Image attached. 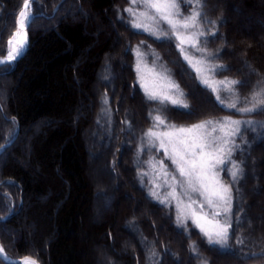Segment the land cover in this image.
Segmentation results:
<instances>
[{"label":"trees","instance_id":"16d2710c","mask_svg":"<svg viewBox=\"0 0 264 264\" xmlns=\"http://www.w3.org/2000/svg\"><path fill=\"white\" fill-rule=\"evenodd\" d=\"M199 1V43L213 75L238 82L228 88L232 110L184 69L174 41L131 26L130 0L32 1L29 48L0 67V246L7 257L40 264H264V112L237 110L264 109V0ZM24 2L0 0V59ZM140 43L174 69L169 75L187 108L148 99L132 50ZM157 114L178 126L241 119L231 156L240 175L233 181L221 172L232 192L229 251L207 244L193 223L178 225L173 202L150 195L151 147L141 154L140 140ZM95 131L98 153L88 140ZM116 180L118 203L116 192H107ZM105 207L113 211L103 213Z\"/></svg>","mask_w":264,"mask_h":264},{"label":"snow or ice","instance_id":"6c2138e0","mask_svg":"<svg viewBox=\"0 0 264 264\" xmlns=\"http://www.w3.org/2000/svg\"><path fill=\"white\" fill-rule=\"evenodd\" d=\"M138 0H131L133 5L137 4ZM191 3V0H188ZM139 3L143 7V11L137 10L133 7L126 9L129 16L132 18L130 23L135 29H143L155 36L157 39L164 37L167 39H176L179 41L178 47L182 53H185L183 45L186 43L197 51H206L205 49L198 47V37L204 36L205 33L201 30L198 32H192L188 34L189 29L197 27V20L201 13L196 8L190 12L188 16H181L179 10V4L176 0H139ZM199 3V0H197ZM29 8V0H25L22 11L19 12V19L17 20L18 31L14 34L13 38L8 40V52L7 59L0 60V67L6 70V66H10L12 61L22 57L27 50V27L31 26L32 17L29 15L27 9ZM154 10L155 15H150V11ZM162 21L167 24L168 31H164L157 27H151L142 21ZM169 33L171 35H169ZM214 35V33H210ZM14 41H18V47L13 46ZM143 53L139 47L136 50L137 63L136 71L141 86L144 88L145 94L148 99L157 101L160 105L167 106V104L179 105L183 108H187L188 105L184 102L183 92L180 91L179 85L171 81L167 76H160V79L166 81V87L169 91H159L155 88H149L144 83V76L141 71V63ZM184 59L191 63L189 56L185 54ZM214 71V70H213ZM205 86L211 88L207 79L201 81ZM220 84H225V81H219ZM232 85L237 84V81L227 82ZM175 90V94H171V90ZM215 92L216 89L212 88ZM216 99L219 101L221 98L217 95ZM222 102V101H221ZM107 103V100H105ZM228 107L236 108L235 104H230ZM238 111L242 113H249L252 111H262L264 109L257 108H239ZM191 115V113H188ZM153 127L145 132V138L147 139V147H154L158 150H163L165 156L172 161L175 165V171L179 173V176L184 178L182 182L177 181L176 176H171V182L168 180L170 173L163 167V161H158L161 165L162 174L164 175V184L171 188V191L167 193V196H171L179 201L176 193L175 185L180 183L184 188V194L190 201L187 207L191 210L189 215L183 213L177 215V224L186 227L187 220L192 219L203 236L206 238V243L213 246H219V250L227 252L228 231L231 227L230 220L227 218L228 214L232 210V192L231 187L223 184L219 175L221 171L227 170L233 181H236L240 175L241 169L234 161H231L232 149L227 147L231 142L226 139L229 133H225V137L209 139L210 134H205L203 131L207 124H211L212 121H207L194 125L190 128L179 127L174 124H168L160 114L152 117ZM240 121L227 120L224 125H221V130L227 125H235L231 135H235L239 132ZM250 123V122H249ZM160 126L165 127V131H158ZM216 129L213 128V131ZM171 148V151H169ZM199 149V151H197ZM143 149H141L142 151ZM231 162V167L224 169L221 166ZM151 163V162H150ZM151 166L155 169L156 164L152 163ZM146 175V173H144ZM154 183V189L150 192L153 198H156L161 204H167V196L161 198L158 191L155 189L160 188L159 184ZM190 193H198L203 197V203H199L200 212H197L192 206L198 202L192 198ZM205 204L209 209L213 210V219H208V212L205 211ZM226 215V219L223 223L215 221V217ZM201 221H205L209 224L215 223L216 227L214 231H210L204 227ZM195 248V246H193ZM17 264H37L34 259L25 258L22 262Z\"/></svg>","mask_w":264,"mask_h":264},{"label":"rangeland","instance_id":"374dc122","mask_svg":"<svg viewBox=\"0 0 264 264\" xmlns=\"http://www.w3.org/2000/svg\"><path fill=\"white\" fill-rule=\"evenodd\" d=\"M30 1H31V6H30V10L28 13L31 16V7H32V1L33 0H30ZM176 2L179 4V10H180L181 16H188L190 14V12L193 10V8H196L197 10L200 9V1H199V3H197V0H191V3H189L188 0H176ZM130 3H131V0H130ZM130 7H133L137 10H140V11L144 10L142 5L139 3V0H138L137 4H135V5H133L131 3ZM234 10H235L236 14H238V15L240 14V11L238 9H236L235 7H234ZM150 15H155L154 10L150 11ZM142 22L150 25L151 27H157L158 26L160 29H162L164 31H168L167 24L163 23L162 21L157 20V21L153 22V21H149V20H144ZM113 27L115 30H118L117 28H119V26L117 27V24L115 22L113 24ZM135 30L139 31V32H144V33H147L150 35L149 32L144 31L143 29H135ZM201 30L203 31L202 22H201V15H200V17L197 20V27L193 28V29H189L188 34L190 35L192 32H198ZM169 35H171V34L169 33ZM150 36H151V38H153L157 41L167 40V38H164V37L157 39L153 35H150ZM199 38H201V37H198V40H199ZM171 40L174 41L177 45L179 44V41H177L176 39L172 38ZM13 46L18 47L19 46L18 41H14ZM138 47H139L140 51L144 54L143 58H142V63H141V71H142L143 76H144V83L147 84L150 89L155 88L156 90H159V91H169L166 87H162V85H166V81L160 79V76L161 75L167 76L171 81H173L175 84H177V82L173 79V77L171 75H169L170 74L169 71H174V69L170 68L169 66H167L162 61L161 55L159 54V51L155 47H153L152 45H149V44L140 43L139 45L135 46L132 49L134 52V58H135V70H136V63H137L136 50ZM183 47L185 48V53H182L180 51L179 47H178V50H179L181 61L184 64V69H186V71H190L191 73H193V76L196 75L197 79L200 82L202 81V79H207L209 81V84L212 86L211 88H209V87L208 88L211 91H212V88L216 89L215 92H213V91L212 92L215 94L216 97L218 95L221 98V100H219V102L222 101L221 104L224 105V107H226V106L228 107V105H230V104H235L236 101L233 99V96H232L233 93H229V90H228V88H230L231 84L227 83V82L225 84H220L219 81L216 80L215 76L213 75L215 73V71H213V69H212L213 67L208 64L209 63V57L204 53V51L203 52L197 51L196 49L191 48L187 43L185 45H183ZM198 47L201 48L200 43H198ZM185 54H187L189 56L191 63H189V61H186L184 59ZM244 67L248 68L247 65ZM249 71H251L250 68H249ZM102 78H103L102 75L99 74L98 79L100 81H103ZM137 79H138L139 86L144 91V88L141 86V83L139 81L138 73H137ZM201 84L204 85L202 82H201ZM144 93H145V91H144ZM171 94H175L174 89L171 90ZM228 108L232 110V108H230V107H228ZM242 114H246V113H242ZM102 115L105 117L104 113ZM227 120H233V121H240L241 122V119L238 120V119L232 118L231 116H224L221 119H216V120L210 119L207 121H212V123L207 124L206 128L204 130H200V131H203L206 135L210 134L208 136L209 139L225 137V133H229L230 135L227 136L226 139H228L231 142L227 145V147H229L233 150L235 135H231V133L233 132V129L236 126L235 125H227L223 128V130H221V125H224L225 121H227ZM207 121L203 120L202 122H196L194 124H191V126H178V125H176V126H177V128H179V127L190 128L194 125L204 123ZM213 128H215L216 130L213 131ZM156 130L165 131L166 129L164 126H160V128L156 129ZM88 140H89L90 145L92 146L93 150H95L96 153H98L99 152L100 139L97 136V132L95 131L92 134H90L88 137ZM142 141H143L144 149L141 151V154L145 151V146L147 145V139L145 138V135L142 137V140H140V143H142ZM169 151H171V148H169ZM197 151H199V149ZM149 156H150L149 165H148L150 167V169L148 168V170L150 172L149 173V179H150L149 191L151 192L154 189V183L153 182L155 181L156 184L160 185V188L155 189V190L158 191L161 198H164L167 196V193L171 191V188L164 184L165 177L162 174L161 165L157 162L161 161V160L163 161V167L167 170L168 173H170V175L168 176L169 182H171V176L172 175L176 176L177 181H180V182H182L184 178L180 177L179 173L177 171H175V165L172 164V161L169 160L165 156L163 150H158L157 148L151 147V152H150ZM231 156H232V154H231ZM91 162L93 163V160H91ZM152 163L156 164L155 169L151 166ZM101 166H103V165H101ZM223 166L224 165H222L221 167L223 168ZM101 168L102 169L98 168V170L95 169L93 171V177H98V174H100L101 171L103 172V167H101ZM221 172L219 175L220 181H221ZM175 187H176L177 197H178L179 201H182V202L178 204L177 199H174L171 196H167V201L170 200L173 202V204L175 205L174 208L176 210L177 215L181 214V213H183L185 215H189L191 210L187 207V205L190 201L188 200V197L185 196V194H184V188L181 187L180 183H177L175 185ZM108 188L109 189H107V192H111V191H113L114 193L116 192L117 199L115 200V202L117 201V203H118V200H120L121 193H119L120 189L118 188L117 180L114 181V183ZM190 195L192 196L193 199H195L198 202L197 204H194L192 207L194 209H196L197 212H200L199 203H203V197H201L198 193H190ZM129 197H127V201H128ZM115 202H113V203H115ZM103 210H104L103 213H106L108 211L109 212L113 211L112 208L108 209L107 207H105ZM204 210L208 212V219L212 220L213 219V210L209 209L206 204H205ZM230 214H228V217H227L229 220L231 218ZM214 219H215V221H219L220 223H223L226 219V215L221 213V215L216 216ZM189 222L193 223L192 219H188L187 223H189ZM201 223L204 225V227L206 229H208L210 231L215 230V227H216L215 223L209 224L205 221H201ZM128 227L131 230L135 229L133 226H130V225H128ZM196 228L199 230V228L197 226H196ZM113 252L117 253L116 249H114Z\"/></svg>","mask_w":264,"mask_h":264},{"label":"water","instance_id":"95a60500","mask_svg":"<svg viewBox=\"0 0 264 264\" xmlns=\"http://www.w3.org/2000/svg\"><path fill=\"white\" fill-rule=\"evenodd\" d=\"M30 6H31V1L29 0V8L27 9V11L29 12V10H30ZM22 10H24V9H22ZM18 19H19V17H18ZM18 31V24H17V29H16V31L13 33V36H14V34L16 33ZM13 36H12V38H13ZM29 44H30V36H29V33H28V27H27V50H28V48H29ZM27 50H26V52H27ZM26 52H25V54H26ZM24 54V55H25ZM24 55L22 56V57H24ZM22 57H19L17 60H15V61H12L11 62V64H10V66L11 65H14L15 63H17ZM7 59V58H6ZM6 59H4V60H6ZM1 60V59H0ZM7 67V66H6ZM25 258H28V259H34V258H31V257H19V258H15V259H11V258H8L5 254H1L0 253V260L3 262V263H5V264H17V262H22ZM36 262H37V264H40L36 259H34Z\"/></svg>","mask_w":264,"mask_h":264},{"label":"bare ground","instance_id":"6f19581e","mask_svg":"<svg viewBox=\"0 0 264 264\" xmlns=\"http://www.w3.org/2000/svg\"><path fill=\"white\" fill-rule=\"evenodd\" d=\"M0 253H1V254H4V252H3V250H2V248H1V247H0Z\"/></svg>","mask_w":264,"mask_h":264}]
</instances>
